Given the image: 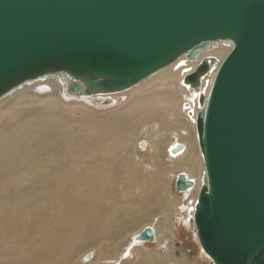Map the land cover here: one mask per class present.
Wrapping results in <instances>:
<instances>
[{
    "label": "water",
    "instance_id": "obj_1",
    "mask_svg": "<svg viewBox=\"0 0 264 264\" xmlns=\"http://www.w3.org/2000/svg\"><path fill=\"white\" fill-rule=\"evenodd\" d=\"M216 40L235 46L198 117L209 185L190 225L216 264H264V0H0V98L60 72L79 95L123 91Z\"/></svg>",
    "mask_w": 264,
    "mask_h": 264
},
{
    "label": "bare ground",
    "instance_id": "obj_2",
    "mask_svg": "<svg viewBox=\"0 0 264 264\" xmlns=\"http://www.w3.org/2000/svg\"><path fill=\"white\" fill-rule=\"evenodd\" d=\"M234 46L231 40L209 42L194 58L189 59L186 53L169 67L123 90L121 97H131L133 101L120 118L74 120L72 113L66 111L69 103L57 93L65 87L70 90L69 82L74 79L63 72L26 82L2 96L0 258L5 260L0 264H71L85 251L94 249L97 252L92 254L93 258L111 260L118 256L129 236L134 237L135 245L147 242L139 236L148 227L153 229L154 240L160 242L158 223L147 219V211L153 205L162 210L172 203H166L170 192L167 181H163L165 173L185 174L195 182L186 190L193 192L196 200L186 214L191 227L190 220L195 217L199 201L197 196L209 184L198 127H192L193 135L188 123L181 120L180 105L185 101V114L188 118L193 116L191 119L197 125L221 64ZM213 58L217 61L209 74L201 76L198 89L186 84L191 73ZM148 85H155V93L141 94ZM197 96L200 104L201 98H205L203 110ZM40 104L43 106L39 109H23ZM158 108L161 114L155 112ZM147 127L148 137L140 139ZM165 130L175 137L168 146L173 163L147 177L131 162L137 158L135 144L142 151L153 150L151 159L159 161L161 147L168 141L160 137ZM116 179L128 184L123 192L113 191L114 195L109 185ZM117 193L124 197L123 203ZM88 223L95 225L92 236H87ZM16 234L28 238L20 241ZM164 242L165 238L161 243ZM202 252L212 259L204 249ZM133 254L132 250L127 256ZM127 260L125 264L133 263ZM140 264L151 261L146 259Z\"/></svg>",
    "mask_w": 264,
    "mask_h": 264
},
{
    "label": "rangeland",
    "instance_id": "obj_3",
    "mask_svg": "<svg viewBox=\"0 0 264 264\" xmlns=\"http://www.w3.org/2000/svg\"><path fill=\"white\" fill-rule=\"evenodd\" d=\"M155 85H148L146 88L140 91L141 94H144L146 92L147 93L149 92L150 94H154L155 90L153 89ZM44 92H46V90H44L42 93ZM119 92L118 93L117 92L103 93V94H95V95H79V94L71 92L68 89V87H65L64 89L61 90V92L58 91L57 93H59L61 97L63 96L62 99L64 100V102H66L67 104L69 103L68 105H70V107L69 108L65 107V108H66V111L68 110V112L72 113V115L75 117L74 120L90 121L96 118L98 119L113 118V117L120 118L121 115H123L125 108H128L129 107L128 104H131V101L133 100H131L132 99L131 97L122 98L121 94L123 93H121L122 91H119ZM202 94L205 95L206 91H203ZM139 95L140 93L138 95H135L134 97H138ZM197 98H198L199 108L202 109L204 104H200V101H199L200 97L197 96ZM184 104H185V101H183L182 105H180V108L182 109L181 120L189 124V125L187 124V126L191 128L190 129L191 133L193 132V135H195L193 131L194 129L192 127L193 126L197 127V125H195L194 121L191 119L193 116L192 117L190 116L188 118L187 115L185 114ZM41 106L43 105L42 104L36 105L33 108L24 107L23 109L24 110L37 109L38 107L40 108ZM155 112L157 114L162 113V111L159 108L156 109ZM148 131H149V128L147 127L146 130L144 131L145 133L144 132L142 133L140 139H146L148 137ZM160 137L163 140H168L167 144H163L161 147L162 152L160 154L161 157H159L161 158L159 159V161L161 162L157 160L155 162L153 159H151L152 153L154 152L153 150L149 149L147 151H142L140 145L135 144V148H136L135 155L137 158H135V160L133 161L131 160V162L133 164H136V167L139 170H141L143 174H146L147 177L149 176L152 177L160 170L164 171V169L167 166L173 163L171 162V159L169 157V153H168L169 147L168 146L175 139V137L170 135V131H167V130H165L162 136ZM198 151H199V155H201L200 149ZM123 160L125 159L121 158V161ZM201 164L205 165L203 162H201ZM203 169L205 171V166H203ZM172 173L173 174L165 173L164 179H163V181L164 180L167 181L168 186H169V192H170L169 193L170 196H168L169 198L167 199L166 203H170V202L172 203L169 204V207L162 209V210L159 206L153 205V207L151 206L148 207V209H151L152 211L151 210L147 211L148 213L147 219H150V221L155 220V222L158 223L157 227L161 233L160 240L162 241V239L165 238L164 243H161V241L159 242L158 240H154V241H147V242H143V243H139L135 245L134 237L129 236L128 240L124 242L123 246H121L119 254L115 259L98 260V257L93 258L92 254H96L97 252V250L94 249V250L85 251L82 256H79L71 264H125V261L127 259H129L127 260V262H129L132 258H133L131 260L133 262L132 264H140L142 261L146 259L151 261V264H214L213 260L207 257L206 254L202 252L203 249L200 244V241L198 237L196 236V233H194L191 230V227L189 226V221L186 216L187 211L190 210L191 208V204H195L196 202V200H194L195 194H193V192L190 193L187 191L177 192L176 182H177L178 173L177 172H172ZM116 180L117 181L114 180L113 183L109 185L111 189L110 191L114 195L115 193L113 191L123 192L124 187L127 186L128 184L127 182L124 183L125 181H122L119 179H116ZM158 187L159 185L157 184L156 188ZM117 195L118 197L120 196L119 193H117ZM198 197H199V194L197 198ZM122 200H124V197L120 196V199H119L120 203H123ZM152 202H155V201H152ZM145 204L146 203L143 202V205ZM153 210L156 213L152 214ZM88 225L89 226H86V228L89 227L87 228L89 230V234L87 236H92V234H94V231H95L94 230L95 225L94 224L92 225V223L91 224L88 223ZM144 227L145 226H142L141 228H144ZM16 236L20 241H23L24 239L28 238L21 234H16ZM34 240H37L36 235L34 236ZM132 250L134 254L133 256L129 258V256L127 255L131 253ZM88 254H91L92 259L86 257ZM180 258L182 259L181 261L179 260ZM4 260L5 258H0V263H3Z\"/></svg>",
    "mask_w": 264,
    "mask_h": 264
}]
</instances>
